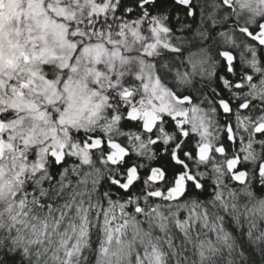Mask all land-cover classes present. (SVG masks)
<instances>
[{
	"label": "snow or ice",
	"instance_id": "6c2138e0",
	"mask_svg": "<svg viewBox=\"0 0 264 264\" xmlns=\"http://www.w3.org/2000/svg\"><path fill=\"white\" fill-rule=\"evenodd\" d=\"M0 264H264V0H0Z\"/></svg>",
	"mask_w": 264,
	"mask_h": 264
},
{
	"label": "clouds",
	"instance_id": "9594fccd",
	"mask_svg": "<svg viewBox=\"0 0 264 264\" xmlns=\"http://www.w3.org/2000/svg\"><path fill=\"white\" fill-rule=\"evenodd\" d=\"M3 237L0 236V239H2ZM180 262V257H174L173 258V261H172V264H179ZM39 264H46L45 260L41 259L39 261ZM187 264H200V261L199 259H196V260H192L191 257L189 258Z\"/></svg>",
	"mask_w": 264,
	"mask_h": 264
}]
</instances>
